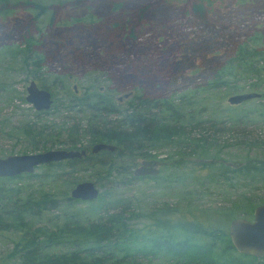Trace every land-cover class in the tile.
Listing matches in <instances>:
<instances>
[{"label":"trees","instance_id":"trees-1","mask_svg":"<svg viewBox=\"0 0 264 264\" xmlns=\"http://www.w3.org/2000/svg\"><path fill=\"white\" fill-rule=\"evenodd\" d=\"M80 1L84 2L0 0V17L7 16L15 6L22 5L26 10H35L31 15L34 20L49 10V24L54 21L58 25H66L55 19V8L62 3L73 7ZM205 1L184 0L189 13L197 16L204 11ZM138 12L141 14L143 8H139ZM93 20L91 15L84 14L73 19L72 23ZM260 38L259 32L255 31L246 39L237 41L212 75L203 85H195L193 90L201 88L211 91L219 87L232 91L256 89L264 99V45ZM2 44L0 68L4 73L0 74V102L7 103L15 97L23 99L3 80L16 64H21L32 77L29 79L38 82V86L50 87L38 73L44 55L38 52L35 35L27 33L21 42ZM49 82L54 86L60 81L54 78ZM193 90L171 91L167 96L152 97L130 90L125 106L118 108L108 95L100 91L90 90L80 95L71 87L59 106L81 114H74L76 119L67 126L65 122L70 115H64L61 123L67 137L63 142L67 144L66 148L83 147L86 153L80 157L41 163L37 165L38 171L0 176V230L11 234L13 245L7 253L14 257L11 264H150L152 258L172 264H264L256 256L237 252L233 248L227 226L223 227L227 218L234 217L226 215L227 211L205 209L199 215L192 213V217L184 215L172 219L173 216L168 213L174 211L175 207L161 205L147 211L153 228L141 232L132 219L142 212H134L132 202L116 190L115 183L119 181L129 182L147 176L133 175V167H130L137 157L158 156L150 152V148L160 144L172 146L171 150L159 156L165 162L160 167L161 174L171 173L172 168L186 161V156H195L211 158L210 161H202L208 168L211 166L204 176L208 181L219 182L218 175L228 171L239 173H236V180L243 185L251 179L264 178V158L240 160L242 164L238 167H231L223 161L213 164V156L221 149L216 146L215 140L201 134L202 123L206 121L213 131L217 125L227 123L228 127H232L239 123V116L224 110L226 115L222 117L199 118L202 111L191 107L194 102ZM239 103L231 106L237 107ZM30 109L27 106L29 114L33 116L14 119L8 129H5L6 119H0V136L24 143L21 152L46 147L47 142H52L48 137L53 133L55 122L49 124L39 119L47 109ZM241 110H245L243 114L247 113L246 109ZM253 111H257L264 121V110ZM16 112V108L11 110L12 114ZM220 114L217 111V115ZM84 135H87L88 143L105 141L113 143L115 147L90 152L87 145H77L82 143L81 137ZM82 170L88 172L87 179L94 183L96 181L100 187L103 186L100 178L111 183L93 198L98 201L97 204H88L90 212L97 213L96 217L91 214L83 217L79 211L68 208L70 203L82 200L70 197L67 191L78 181L75 173ZM160 173L148 176L154 179L161 177ZM246 190L242 189L241 192ZM93 199L86 201L92 202ZM254 200L253 195L246 196L245 200H234L233 206L243 201L253 203ZM251 210L252 207L243 206V212ZM179 214L184 213L181 211ZM220 217L224 220L220 221Z\"/></svg>","mask_w":264,"mask_h":264},{"label":"rangeland","instance_id":"rangeland-1","mask_svg":"<svg viewBox=\"0 0 264 264\" xmlns=\"http://www.w3.org/2000/svg\"><path fill=\"white\" fill-rule=\"evenodd\" d=\"M83 1L73 7L62 3L55 8V19L66 25H58L54 21L49 24V10L34 20L31 15L35 10H26L22 5L15 6L7 16L0 17V45L21 42L23 36L29 33L36 36L38 52L44 55L38 73L50 86L46 89L51 94L52 102L39 119L49 124L55 122V126L48 137L52 142L33 150L66 147L67 144L63 142L67 137L66 129L61 120L69 114V120L65 122L67 126L76 119L74 114L81 113L61 109L59 103L70 93L73 84L75 93L81 95L85 91L97 90L108 95L118 108H122L128 99V96H122L126 91H139L150 97L167 96L171 91L193 90L195 85H203L231 53L234 44L255 31L259 32L264 45V0H206L200 16L189 13L184 0ZM139 8H143L141 14ZM84 14L91 15L94 20L72 23L73 19ZM22 67L21 64L14 65L3 79L23 97H15L7 103L0 102V119H6L7 122L5 129L16 118L33 116L29 114L27 106L31 111L34 108L24 99L25 85L32 77ZM3 73L0 68V74ZM54 78L60 82L51 86L49 81ZM247 90L251 89L232 91L219 87L210 91L197 88L192 92L194 102L191 107L202 111L199 118L222 117L224 110L239 116V123L232 127H228L227 123L217 125L213 131L206 121L202 123L201 134L207 135L209 140H215L216 146L221 149L213 156L215 159L264 158V121L257 111H253L264 110V99L261 96L249 98L237 107H232L226 101L229 94ZM117 96L121 98L117 99ZM13 108H16L15 114L11 113ZM241 109H246L247 113L243 114L245 110ZM217 111L221 114L217 115ZM81 142L77 145L89 147L91 144L87 142V135L81 137ZM23 145L22 142L0 136V155L21 152ZM171 149L170 145L160 144L151 147L150 152L162 156ZM140 159L137 157L130 169ZM212 162L218 164L219 161ZM202 163L186 160L175 165L168 175L161 174L160 170L161 177L153 179L147 175L129 182L115 183L117 192L132 202L131 209L142 212L132 219L141 232L153 228L147 218V211L161 205L175 207L174 211L168 213L173 216L172 219L184 215L192 217V213L199 215L206 210H225L229 217L241 215L250 219V210L243 212V206L253 207L264 200V178L251 179L243 185L236 180L237 172L228 171L218 175L219 182H212L204 178L211 166L208 168ZM218 167L222 170L221 166ZM38 169L36 166L34 171ZM87 173L86 170L77 171L76 180L87 179ZM99 180L103 184L100 187L95 181L99 192L111 184L104 178ZM242 189L247 190L242 193ZM250 195L254 196L253 203L243 201L233 206L234 200H245ZM89 203L97 204L98 201H76L70 203L68 208L79 211L83 217L89 214L96 217L97 213L90 212ZM181 211L183 215L179 214ZM229 219L223 227L227 226ZM10 235L6 230H0V264L14 261L13 256L7 255L13 245ZM256 259L264 261V256ZM142 260L147 261L144 258ZM150 264L172 263L152 258Z\"/></svg>","mask_w":264,"mask_h":264},{"label":"water","instance_id":"water-1","mask_svg":"<svg viewBox=\"0 0 264 264\" xmlns=\"http://www.w3.org/2000/svg\"><path fill=\"white\" fill-rule=\"evenodd\" d=\"M75 90V84L72 85ZM130 91L122 93L127 96ZM260 96L259 91L247 90L229 94L226 101L230 104H237L246 99ZM121 98V96H118ZM24 99L36 110L47 109L51 102L49 90L40 87L33 79H29L25 85ZM115 145L105 141H95L90 144L89 151L96 152L100 149H114ZM86 153L83 147L66 148L50 147L42 150H33L26 152H12L0 155V176H11L22 172H31L41 164L52 160L64 158L80 157ZM195 158V157H191ZM200 160V159H194ZM203 160V159H202ZM207 160V159H204ZM222 161L231 166L237 167L242 164L240 160ZM163 163L158 158H142L138 164L133 166L131 172L133 175H154L159 171V166ZM99 192L98 187L91 179H83L75 182L69 188V196L77 199H93ZM252 218L244 216H234L227 223V234L233 248L240 253L250 254L256 257L264 255V201L256 204L252 208Z\"/></svg>","mask_w":264,"mask_h":264},{"label":"flooded vegetation","instance_id":"flooded-vegetation-1","mask_svg":"<svg viewBox=\"0 0 264 264\" xmlns=\"http://www.w3.org/2000/svg\"><path fill=\"white\" fill-rule=\"evenodd\" d=\"M123 97H126V96H123ZM117 99H120V98H118V96H117ZM191 157H195V156H186L185 158H186V160H192V161H195V162H202V161H204V162H207V161H210L211 160V158L209 159V158H203V157H195L194 159H200V160H194L193 158H191ZM153 158H158V159H161V158H159V156H156V157H153ZM203 159V160H202ZM204 159H207V160H204ZM222 159L223 158H217V159H215L214 158V160L215 161H220V162H222ZM162 161H163V163L159 166V170H160V167L165 163L164 162V160L163 159H161ZM139 162V161H138ZM138 162L136 163V164H138ZM227 165V164H226ZM159 172V171H158ZM158 174V173H157ZM154 175H156V174H154ZM264 201V200H263ZM262 202V201H261ZM260 203V202H259ZM258 204V203H257ZM256 205V204H255ZM254 205V206H255ZM253 206V207H254ZM252 207V208H253ZM252 216H253V214H252V210H251V216H250V219L252 218ZM249 219V218H248ZM264 256V255H263ZM261 257V256H260Z\"/></svg>","mask_w":264,"mask_h":264}]
</instances>
